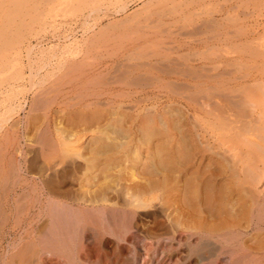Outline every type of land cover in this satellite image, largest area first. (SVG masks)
<instances>
[{"label":"bare ground","instance_id":"1","mask_svg":"<svg viewBox=\"0 0 264 264\" xmlns=\"http://www.w3.org/2000/svg\"><path fill=\"white\" fill-rule=\"evenodd\" d=\"M89 1H90V3L93 2V0H89ZM119 1H121V0H119ZM163 1L164 0H159V2H157L155 5L163 4ZM165 1H168V0H165ZM193 1H195V0H193ZM193 1H190V2L188 1V2L191 3ZM203 1L205 2V0H203ZM209 1L210 0L206 1V3ZM233 1L234 0H232V2ZM260 1H262V0H260ZM152 2L153 1H151V4H152ZM199 2H200V0H199ZM217 2H218V0H217ZM235 2L238 3V0ZM242 2H240V3H242ZM247 2H249V0ZM253 2H255V0ZM253 2H250V3L252 4ZM80 3H82V2L80 1ZM174 3H175V0L174 1L170 0L169 3L165 4V6H172L173 5L172 6L173 8H171L169 10V12L171 14H172V10L174 9V7H175V9H177L176 8L177 6H174ZM186 3H187V1H186ZM193 3H196V2H193ZM221 3H223V2H221ZM227 3H229V2L225 1L224 4H227ZM256 3H255V5H256ZM259 3H261V2H259ZM259 3L257 4L258 6L260 5ZM198 4L199 3H196V4L191 3L190 6L189 5H187V6L192 7L191 5L197 6ZM202 4L204 5V3H202ZM215 4L216 3H214V5ZM244 4L242 7H244ZM246 4L248 5L249 3H246ZM16 5H18V4H16ZM84 5L85 4H83V6ZM203 5H202V7H203ZM206 5H205V7H206ZM217 5H219V4H217ZM165 6H163V7H165ZM195 6H193V7H195ZM261 6H263V4H261ZM1 7L2 6H0V8ZM140 7H141V5H140ZM183 7H184V5H183ZM183 7H182V9H183ZM216 7H218L217 10L219 11L220 10L219 6H216ZM220 7L223 8L222 6H220ZM80 8H83V7H80ZM116 8H119V7L117 6ZM120 8H121V4H120ZM185 8H186V5H185ZM255 8L257 9V7H255ZM175 9L173 10L174 11L173 13H175ZM200 9H201V7H200ZM208 9H209V6H208ZM232 9H234V8L232 7L231 9H229L230 12L232 11ZM245 9H246V7H245ZM77 10H79V9H77ZM121 10H123V8H121ZM121 10H119V11H121ZM191 10L194 11V9H191ZM210 10H211V8H210ZM213 10H215L214 7H213ZM225 10L227 11V9H225ZM159 11L164 12V13H162L163 16L161 13H159ZM193 11H191V12H193ZM209 11H207V13ZM226 11H225V13H226L225 16L228 14V12H226ZM238 11H239V9H238ZM246 11H248V10L246 9ZM211 12H214V11L211 10L210 13ZM234 12H236V11H234ZM250 12H251V17H252V13L254 11L253 12L250 11ZM167 13H168V11H167ZM195 13H197V11H195ZM249 13H248V15H249ZM123 14H124V12H123ZM134 14H135V12H134ZM134 14L131 13V15H133L135 17L137 14L136 15H134ZM149 14H151V13H149ZM153 14L154 15L155 14H159V15L161 14V17H162L161 19L163 20L164 14H166V12L164 9L161 8V9H157L156 11H154V13L152 12V15ZM180 14H182V10H181ZM180 14H178L177 16L180 17L179 16ZM205 14H206V12H205ZM212 14H211V16H212ZM223 14L224 13H222V16H223ZM246 14H244V15H246ZM183 15H184V13L182 14L181 17H183ZM219 15H221L220 11H219L218 16ZM235 15L238 16V14H235ZM235 15H232V16L234 17ZM146 16H147V14H146ZM166 16H168V15H166ZM190 16H192V15H190ZM203 16H204V14H203ZM230 16H231V14H230ZM232 16L230 18H232ZM240 16H242V15H240ZM137 17H139V16H137ZM142 17H140L139 19H141ZM159 17H158V19H160ZM196 17H197V15H196ZM210 17H208V18H210ZM246 17H248V16H246ZM246 17H245V19L242 17H240V18L245 21L247 19ZM261 17H263V15ZM172 18H173V15H172ZM172 18L170 21H172ZM237 18L238 17H234V21L235 20L238 21ZM10 19H13V18H10ZM41 19H42V17H41ZM84 19H85V16H84ZM161 19H160V21H162ZM223 19L227 20L225 24H228V22H229L228 19H225V17ZM79 20H81V19H79ZM145 20L148 21L147 17ZM145 20H143V21H145ZM155 20H157V19H155ZM155 20H154V22H155ZM179 20H182V19H179ZM211 20H212V18H211ZM42 21H43V19H42ZM77 21H78V19H77ZM149 21L147 22L148 24L154 25V24H152L153 21H151V22H149ZM195 21H197V19ZM216 21H218V19H216ZM230 21H231V19H230ZM232 21H233V18H232ZM82 22H84V24H86L85 23L86 21H82ZM162 22H160V23H162ZM206 22L211 23V22H213V20L212 21L208 20ZM206 22H205V24L207 25L208 23H206ZM219 22L220 21H218V23ZM32 23H34V21ZM127 23H129V22H127ZM191 23H192V21H191ZM191 23H190V25H191ZM243 23L244 22L242 21V25H241L242 27H243ZM177 24H179V23H177ZM214 24L212 26L207 25V26H209V30H208V28L205 29L207 26L206 25H205L206 27L203 26L204 23H202L201 26L199 25L200 27H198L196 24L198 29L194 24L195 27L193 29H194V31H196L197 33L200 34V29L203 26L205 31L208 30L210 32L211 27L213 29V26H215ZM70 25H72V24L70 23ZM151 25H150V27H151ZM179 25H181V24H179ZM179 25H178V27H180ZM190 25H185V26H190ZM236 25H238V24H236ZM67 26H68V24H67ZM126 26H128V25H126ZM131 26L133 28V25H131ZM169 26H170V24H169ZM174 26H176V25H174ZM229 26L231 27L232 25L230 24ZM178 27H177V29H178ZM181 27H183V26H181ZM223 27H224V25H223ZM60 28H62V26ZM70 28H71V26H70ZM107 28H109V27H107ZM135 28H138V27H135ZM188 28H192V27H187V29ZM245 28H247V27H245ZM72 29L71 30L69 29L70 30L69 32H72ZM160 29H163V28L160 27ZM177 29L176 30L172 29V30H175L172 33L174 34L177 31ZM181 29L182 30L178 29V31H179L178 35H179L180 31L181 32L183 31L184 28H181ZM187 29L186 28L184 29L185 30L184 33H186ZM240 29L242 30L243 28L240 27ZM240 29L237 32L240 33L241 36L245 35L244 38L246 39V34H244V33H246V31L244 30L245 32L244 31L241 32ZM163 30L166 31L165 29H163ZM172 30H170V32ZM197 30H199V31H197ZM62 31H65V30H62ZM85 31H87V30H85ZM112 31H113V29H112ZM115 31H117V30H115ZM144 31L145 30L143 28V33L146 34L147 30L145 32ZM188 31H191V30L189 29ZM194 31L192 30L191 34L189 32L188 33L190 35H192V33H193V35L195 37H197V36H202L203 35L202 33L204 32L203 31L200 35H198ZM18 32H19V30H18ZM141 32H142V30H141ZM151 32H153V31H151ZM216 32H218V30ZM229 32H227L226 34L227 35L230 34ZM237 32L234 34L235 35L238 34ZM83 33H86V32L83 31ZM87 33H88V31H87ZM112 33H111V36L113 35ZM147 33H148V31H147ZM172 33H170L169 35H172ZM188 33H187V35H189ZM211 33L213 34V33H215V31H213ZM211 33L208 34L209 38H210V42H211L212 38L216 37V36L210 37ZM70 34H73V33H70ZM196 34H197V36H196ZM234 34H232V36H233L232 39L235 38ZM152 35H153V37L151 35L150 36L152 38H155V39L159 36L158 34H152ZM183 35H185V34H182L181 37H184ZM187 35H185V37ZM190 35H189V37L187 36L189 39H190ZM240 35H237V36H240ZM263 35H264V33H263ZM17 36H18V34H17ZM139 36L141 37L142 34H140ZM252 36H253V34L251 35V37ZM54 37H55V35H54ZM56 37H58V36H56ZM85 37H84V39H85ZM88 37H90V36L88 35ZM88 37H86V39ZM93 37H95V36H93ZM103 37L104 36H102V38H100V39H103ZM125 37L127 38V36H125ZM146 37H148V36H146ZM161 37H163V36H161ZM168 37L171 38L170 36H168ZM178 37H176V38H178ZM218 37H219V35H218ZM220 37L222 39V36H220ZM225 37H227V36H225ZM228 37H230V35ZM228 37H227V39H229ZM251 37H250V40H251ZM258 37H262V35L261 36L259 35ZM61 38H62V40H65V41H71L72 40V39H70L69 35H66L64 33L62 34ZM164 38H167V36H165ZM209 38L206 39V37H205V39L207 41L209 40ZM52 39H53V37H52ZM97 39H99V38H97ZM100 39H99V41H100ZM238 39H240V37ZM95 40L96 39H94L92 41L95 42ZM132 40L136 41L135 44L132 45L136 49V52L134 54H131L128 57H124L122 60H120V59L113 60L112 59L113 60L112 65H110L109 67L103 68L104 70L101 69V71H99L98 69H97L98 71L93 69V70H91L90 75H89V73H83V70H85V68L87 66H93V64H88L89 57L84 56V57H81L80 59L76 58L78 60H76V61L73 60V62L70 61V63L68 62L69 57H66V59H64V60L62 59V61L61 60L57 61L58 59L56 60V58H58V56L60 55L59 54L60 51H55L54 50L55 48L53 49V47L51 48V50L53 49L52 51H49L47 49V52H50V55H49V53H47L48 56H45V55L44 56L42 55L40 57L37 56L38 58L35 61H33L34 58L28 60L29 61L28 64L30 63L29 64L30 68H28V69H30L31 75L30 76L27 75V77H30V80L29 81L27 79L26 80L31 83L29 88L36 87L37 84L41 85L40 86L41 88L39 87L40 90L38 92L34 93L30 107L28 108L29 112H28V115L26 117V121H25V125H24L25 133L22 136V138H23V140H25V142H29V143L31 142L29 145L31 147V149L28 152H24V150L19 149V150H17L16 154H13L8 159H5V157H4L5 153L3 154V157L5 160L0 159V160H3L1 162L3 164V166H2V164H0L1 165L0 166L1 167L0 168V186L3 188L5 185L7 186L6 181H8V178H9V181H10V179H12L11 183H14L13 179L17 178L15 183L13 185H11V187L13 186L12 187L13 190L18 188L21 184V181H22L20 179H21L24 167L26 168L24 170H26L28 172L37 171L38 173H40L41 177L44 180L41 182L40 186H38L37 185L38 183H37L32 188H29L28 197L31 196L32 194L36 193V192H40V195L44 197V202H42V209L40 210L39 213H40V216L42 215V218H45V222L43 221L44 223L42 225V229L39 230L40 232H39L38 236L37 237L34 236L35 238H32L33 240L31 239L29 241V243L24 244V246L20 245L21 246L20 247L17 244V246H19V248L17 249L15 254L9 258L10 261L8 260V263H6L2 260L3 264H35L36 261H38L37 264H44V262H46V259L43 262L44 259L43 258H42L43 260L41 259L42 255H44L45 258L47 256L53 257L52 259L55 258L57 260V264H88L85 261L86 258L88 259V257H86L87 256V253H86L87 249L86 248L91 244H93L94 246H96L99 249L101 247H106V246L108 247V245L111 244L113 247V255L119 260L120 264H135L136 261H138V259H140L141 256H143L142 255V253H143L142 249H143L144 245H142V244H143L145 239H148V240L152 239L154 241L153 242L154 247L150 246L152 248L147 250V252H148L147 254L150 256V258L154 259V262L157 264L158 263L164 264L162 259L165 257L170 259L171 254L173 252H175V249H178L177 250L178 255L176 256L178 258V260H176L177 264H185L186 262H189L188 264H192V263L193 264H220V263H224V264H249L248 257L246 255H237L236 254L237 251H235L236 249H234L235 246L232 245V241L234 239H236L238 236H240L241 234L234 233L233 231L231 232V230H229V229H232L235 227H240L243 224V222L250 221L251 223H253L255 230H259V232H261L260 231L261 230L260 223L262 224V221L264 219V198L261 197L260 196L261 194L259 195L258 191H255V189L253 191L255 193L257 192L258 193V194L256 193L257 195L255 193H252L253 191H250L251 188H249V187H252L251 185H254V187H256L255 185L259 186L260 177L255 175L257 173H255L253 175L254 177L250 176V174H252L254 172L253 171L254 168H252L253 172H251V169L248 170L249 167L248 168H246V167L242 168V166H241L239 168L238 166H236L237 165V164H235L236 161H235V163L233 162L234 157L229 158L230 155L229 156L226 155L228 153L227 149L231 150V147L229 148V146H228V148L226 149V147H224L222 145V143H224L222 140L221 141L219 140L220 143L222 142L220 146L222 148L224 147L222 149V151L224 149L226 151L224 150L223 153L222 152H214L215 149L219 150V148H220V146L217 145L219 143V141H216V138H215L214 140L217 143L214 142V144H216V146L213 147L214 145H212L210 143L211 141L208 142V140L205 139L207 137L206 135H204V132H206L205 131L206 126H205V124H202V121L199 117V113H201V112H204L205 116H206V114L208 116H212L213 111L214 112L217 111L215 116H217V113H218V115L219 114H222V115L226 114L229 117L230 114L228 111L230 108L233 107V106H231L232 103L229 104L227 102L231 106L230 108L223 107V103L221 102L222 100L221 101L219 100L220 101L219 104H222V106L220 105L221 107H218V108H217V106H215V104L219 102V101L218 102L214 101L215 98L217 99V97H216L217 92L221 93L223 95L222 98H224L226 93L224 91H222L223 88L221 89L222 92H220L217 90L216 85L214 86L212 84V86H210V83L208 81H211V78H209V77L213 76V73L211 74V72L214 71L213 69H211V66L209 67L210 71L211 70H213V71L208 72V70L207 69L205 70V67H203V65H202V67L204 68L203 69L201 67L202 74H203V70H205L204 72H206V74L210 73V76L204 79L205 75H204V77H202L201 74H199L200 76L198 75V72H199L198 69H200V67H198L196 69V66L191 64L192 61L196 62L197 58L195 60V59H192L190 56L185 57V55H184L185 53L183 54L184 55L183 57L181 55H180V57H177V55L176 56L172 55L173 52H175V51H173V50H175V48L174 49L172 48L173 49L172 50L171 47L169 49L171 51H173L172 54L170 53L172 55V57L174 56L173 58L169 57V54L168 55L164 54L163 57L162 56L161 57H155L156 54L154 53V51L148 52L145 50L146 52L145 51L143 52V50L146 49L145 47H143L144 44L146 42L148 43V41H152L154 39H152V40L150 39L147 41L146 38L141 37V38L132 39ZM173 40H175V39H173ZM192 40L190 39L189 42ZM254 40H256V44H257V41L259 39L258 40L254 39ZM254 40L252 42H254ZM263 40H264V38H263ZM133 41L130 42V40H129L130 43H132ZM165 41H168V40H165ZM184 41L186 42V40H183V42ZM213 41H215V40H213ZM221 41H223V40H220V42L219 41L218 42L221 43ZM71 42H73V41H71ZM126 42H124V44H126ZM173 42H175V41H173ZM176 42H178L177 39H176ZM218 42L216 41V44H218ZM230 42H235V41L231 40ZM240 42H241V40H240ZM58 43L59 42L57 41V45H58ZM61 43H63V42H61ZM84 43L86 44L85 41H84ZM112 43H114V42H112ZM112 43L109 42V44H112ZM162 43H165V42H162ZM171 43H172V40H171ZM212 43H214V42H212ZM226 43H222V44H226ZM261 43H260V45H262ZM107 44H108V42H107ZM117 44H118V42H117ZM122 44H123V41H122ZM155 44H159V43H155ZM166 44H168V43L166 42ZM207 44H208V42H207ZM242 44H244V41ZM250 44H253V43L250 42ZM70 45H72V43L67 44L66 46L64 45L65 50ZM209 45H208V47H209ZM218 45L221 46L220 44H218ZM218 45H216V46H218ZM238 45H239V43H238ZM246 45L249 46L248 43ZM53 46H55V45H53ZM61 46H62V44H61ZM76 46H77V44H76ZM88 46L89 45H87V47ZM90 46H92V44H90ZM93 46H94V44H93ZM105 46H103V47H105ZM110 46L111 45H109L108 48L111 49ZM182 46L184 47L185 45L182 44ZM199 46H201V45H199ZM204 46H205V44H204ZM216 46H215V49H216ZM224 46H227V45H224ZM248 46H245V47L248 48ZM251 46L252 45H250L249 47H251ZM259 46H257L256 48H259ZM103 47H102V50H103ZM187 47H189V46H187ZM232 47L233 46L230 47L231 49L229 51L234 52L235 47L233 50H232ZM238 47L240 48V46H238ZM32 48H34V46H32ZM32 48L31 49L27 48V49H29V50H27L28 54H31L30 52L33 51ZM35 48H34V50H35ZM40 48L41 47L39 46L38 49H40ZM91 48H89V50ZM108 48H104V52ZM131 48L129 51H131ZM177 48L179 51L180 45ZM184 48H186V47H184ZM41 49L43 50V48H41ZM72 49L71 50L68 49L69 51H67V52L65 50H63V51H65L64 54H67V56L74 55L76 52H73L75 50H72ZM123 49L124 48H122V50ZM148 49H150V48H148ZM160 49H162V48H160ZM180 49L182 50V48H180ZM196 49H195V51H196ZM236 49H237L236 51H238V48H236ZM250 49H252V48H250ZM42 50H40V51H42ZM89 50H87V51H89ZM122 50H120V51H122ZM205 50H208V49H205ZM218 50H221V49H218ZM240 50H244V49L240 48ZM45 51H46V49H45ZM91 51H93V50H91ZM156 51L158 52L159 50H156ZM166 51H168V48L166 49ZM183 51H181V52H183ZM236 51H235V53H238V54H240L242 52V51L241 52L240 51L236 52ZM246 51L251 52V50H249V49L248 50L246 49ZM246 51L243 52L245 54V56L247 55ZM84 52L85 51L83 50L82 53H84ZM221 52H223L225 54L226 51H221ZM253 52L255 53L254 55L256 56L263 51H261V48H260V50L257 49V53H256V51H252V53ZM36 53L38 55V52H36ZM42 53L43 52H41L40 54H42ZM61 53H62V51H61ZM85 53H87V52H85ZM193 53H191V54L193 55ZM243 53H241L240 55H242ZM252 53H251V55H253ZM6 54H8V53H6ZM91 54H93V53H91ZM195 54H196V52H195ZM227 54H225L224 57ZM189 55H190V53H189ZM217 55H219V54L217 53ZM220 55H223V54L221 53ZM260 55H258V56H260ZM96 56H97V54H96ZM199 56H200V52H199ZM219 56H218V58L215 57L216 63H218L217 59H219ZM236 56H237V54H236ZM5 57L6 56H4V58ZM110 57H111V55H110ZM4 58L2 57V59H4ZM115 58H117V57H115ZM204 58H202V59H204ZM220 58H222V56H220ZM98 59H99V56H98ZM107 59H109V58L107 57ZM213 59H214V57H213ZM54 60L56 61V66L54 65L55 64ZM112 60H111V62H112ZM6 62H9L8 58H7ZM17 63H18V61H17ZM93 63L96 64L95 62H93ZM97 63H99V62H97ZM202 63H204V62H202ZM210 63L208 62V64H210ZM213 63H214V61H213ZM235 63H237V62H234V65H237V67H238V64H235ZM3 64L5 65V62ZM8 64H6V66L3 65L4 66L3 68H5V69L11 68V67H9V66H11V63H10V65H8ZM15 64L13 63V65H15ZM33 64H36L35 65L36 67L38 65V67L40 68V71H41V69H44V68H45L44 70H46V67H48V66L53 67V65L55 66V69H53V71L51 70L50 73H47V74L45 73L46 74L45 77H43L40 74L43 77V79H40V78H39L40 80L36 79V80H38V82H37L35 80V78L38 75L37 71L39 69L37 67L38 70H36V67L34 68ZM109 64H111V63H109ZM222 64L219 63V65H222ZM224 64L226 65L227 63H225V61H224ZM232 65H233V63H232ZM227 66H228V64H227ZM230 66L231 65L229 63V67ZM93 67L96 68L95 66H93ZM98 67L101 68L100 66H98ZM214 67H216V66H214ZM234 67L237 68L236 66H234ZM252 67L254 68V66H252ZM231 68H232V66H231ZM248 68H250V67H248ZM48 70H46V71L48 72ZM196 70H198V72H196ZM216 70H215V72H216ZM242 70L243 69H241V71ZM2 71L4 72V69ZM32 71H35V73H32ZM239 71H240V69H239ZM3 72L0 74L3 75ZM43 72H45V71H43ZM85 72H87V71H85ZM215 72H214V76H215ZM224 72L226 73V71H224ZM230 72H231V70L228 71L227 73L230 74ZM237 72H238V69L235 73L232 70V73H234V74H237ZM17 74H16V76H18ZM78 74L80 77H82V79L84 77L83 80L81 79L82 80V82H81L82 86L77 87L78 90H72V91L69 90V92L62 94V91L60 89L64 84H68V78H72L74 83L75 82L80 83V81H76V75H78ZM85 74H88V75H85ZM222 74H223V71H222ZM222 74H219V76L221 75L220 77H222L224 79V75L222 76ZM4 75H6V74L4 73ZM207 75H209V74H207ZM216 75L218 77V74H216ZM19 76L21 77V75H19ZM214 76L212 78L214 79V82H215ZM244 76L246 77V75H244ZM0 77H2V76H0ZM217 77H216V80L218 79ZM225 77H227V76H225ZM233 77H234V75H233ZM230 78H231V76H230ZM7 79H5V81ZM19 79H21V78H19ZM223 79H222V81H223ZM243 79H245V78H243ZM13 80H16V78ZM231 80L229 79L230 82H231ZM233 80H235V79L233 78ZM254 80H252V81L256 83L257 79L255 81ZM1 81L2 80H0V82ZM22 81H23V79H22ZM224 82H227V80H225ZM6 83L9 84V82H5V84ZM11 83H10V86L13 85V83L12 84ZM74 83H73V85L76 86ZM81 83H80V85H81ZM225 84H223L222 86L221 85L220 86L217 85V86L220 88V87H223ZM259 84L260 83L258 81L257 84L253 83L252 86L255 87L257 85L255 88H258ZM15 85H16V83H15ZM252 86L250 85V87H249L250 89L248 91V85H247V87L246 86L244 87V85H243V87H244L243 91L245 89V91H247L249 96L252 97L253 99H250V98H248L249 97L248 95H245V93H247V92H241V93H243V96L245 95L244 96L245 98L242 96L243 99L241 98L240 94H239L240 96L237 95V98L235 96V98L237 100H238V97L240 99L239 101L242 100L241 101L242 103H240V102L236 103L235 102V105L237 104V106H238V105L242 104L239 107V109L240 110L243 109L244 112H247L248 106L251 104H252L253 108H254V106L256 108V104H253L254 101L251 102L252 100H255V102L257 104H260L263 102V101L260 103L257 102V99H258V101H260L259 97H260V95H262V94H260L262 92V90L264 92V89H262L264 87H261L263 85L260 84V87H261L260 90H259V88H258V90L253 89L254 87H252ZM2 87H3V85H2ZM12 87H13V89L11 91H12V93H14L13 91H15V89H14L15 87L14 86H12ZM104 87H105V89H104ZM239 87L240 86H238L237 88H239ZM16 89H17V85H16ZM225 89H227V88H225ZM252 89L254 90L256 95H258V92L261 91L259 93L260 95H258L259 97L253 96V95L251 96L252 93L254 94ZM7 90L10 91L9 88ZM7 90H5L4 93ZM25 90H27V89H25ZM239 90L242 91L241 89H239ZM9 91H8V93H9ZM225 91H227V90H225ZM229 91L230 90H228L227 92H229ZM232 91H234V92H230V93H228V95L235 93V92L238 94V92L236 90L232 89ZM250 91H251V94L249 93ZM28 92L29 91H27V93ZM4 93H2V95H4ZM8 93H5V94H7V96H8ZM214 93H216V94H214ZM236 93L234 95H236ZM22 94H21V96H22ZM234 95H231V96L234 98ZM220 96L221 95L218 96L219 99H220ZM226 96H227V94H226ZM8 97L11 98L10 96H8ZM14 97L15 96H13V98ZM61 97L64 98V100H61L59 102V104L62 101L66 100L64 102L65 108L63 110L65 112L64 113L62 112L60 117H54L53 115L52 116L48 115L47 109L50 106H52L56 102V100H59L58 98H61ZM230 97H228L229 99L225 97V100L227 99L226 101H231L232 98H230ZM23 98H25V97H23ZM12 99H10V100H12ZM15 99H16V97L14 98V100ZM236 99L232 101L233 104H234V101H236ZM245 99H247V100L245 101ZM2 100H0L1 101L0 102V124L2 122L5 123V121H6L5 115L9 114V112H11L10 108H8V109L6 108L7 111L5 110V112H2L1 109L4 108L5 103H6V102L4 103V101H6V100H4V101H2ZM210 100H213L215 102L214 106H212L213 101H212V103H210L211 105H208ZM20 102H19V104H20ZM244 102L248 103L247 107H245L247 103H244ZM249 102H251V103H249ZM243 103H244V105H243ZM11 105H12V107H14L13 104H11ZM11 105H9V106L11 107ZM64 105L62 106V108L64 107ZM224 105H225V102H224ZM19 106H17V107H19ZM27 106H29V105H27ZM205 106H207L210 111H207ZM235 107H233V108L235 109ZM249 108H251V106ZM258 108H259V105H258ZM18 109H16V110H18ZM21 109H23V108H21ZM50 110H51V108H50ZM231 110H233V109H231ZM236 110H238V107ZM19 111H21V110H19ZM59 111L60 110H58V112ZM242 111H241L242 115L238 111L237 112H235V111L231 112L230 111V112L233 114L239 113L237 115L231 114V115H233V117L236 116V118L239 119L237 116H239V115L244 116ZM56 112H57V109H56ZM189 113H191L192 116ZM262 115H264V114H262ZM213 116H214V114H213ZM245 116H244V118L241 117L244 120V122H245V120H247L246 117L250 116V114L246 117ZM9 117H11V115ZM52 117H54L55 120L52 119ZM213 118H215V117H213ZM233 119H235V117ZM260 119H262V118H260ZM222 120L226 121L225 119H222ZM235 120H233V121H235ZM243 120L239 119L238 122L235 121V123L240 124L237 126L239 129L237 127L236 128L234 127V122H232V120H229L226 122L227 123H229V122L233 123V125L231 123L229 125L230 126L232 125L233 129H237V131L239 130L240 132L249 129V131H246V134H248L247 132H250V128L252 127V125H251V127H248L249 126L248 123H245L246 126L244 127L243 125H241L243 123ZM10 121H11V119H10ZM206 121L209 122L208 119ZM21 123H22V121H21ZM216 123L219 124L218 126H221V124H222V123L221 124L218 123V120L216 121ZM227 123H225V125H227ZM252 123H255V122H252ZM260 123H262V122H260ZM209 124H210V122H209ZM211 124L209 126L212 127ZM1 126H0V128H1ZM240 126H243L244 129L247 127L248 128L245 130L242 129V131H241ZM213 127H215V126H213ZM255 127L257 128V126H255ZM255 127L253 125V128H255ZM2 128H3V126H2ZM222 128H224V126ZM229 129H231V128H229ZM262 129H264V128H262ZM15 130H17V129H15ZM222 130H224V131L226 130V132H227L226 127ZM232 131L234 132V130H232ZM15 132L13 131L12 133H15ZM240 132L238 134H240ZM252 132L254 134H256L254 131H252ZM253 133H250V134L252 135ZM259 133H261V131ZM234 134H235V136H234ZM211 135H214V134H211ZM225 135H226V133H225ZM243 135H241V136L245 137ZM12 136H14V135H12ZM224 136H223V140H225V138L227 139V137L226 136L224 137ZM228 136L229 137L226 141L229 142L227 145H230L233 142V141H230L232 139L230 137H232V136H231V134H229ZM241 136H239V138ZM248 136H250V135H248ZM259 136L257 137L258 139H254V140L258 141L260 138ZM233 137L235 139L238 138V136L235 132L233 133ZM262 138H260V140ZM239 141H240V145H242V146L244 145L242 148H244L245 150L248 151V149L245 148V146L247 144L245 145V143L244 144L242 143V142H245L244 138H243V140L240 138ZM239 141L236 140V148L238 147L237 143ZM4 143H6V140ZM13 143L16 144L14 142V140H13ZM29 143H26V145H28ZM253 143H255V142H252L251 145H253ZM261 143H264V141ZM6 144L8 145V143H6ZM2 145H4V144L2 143ZM7 145L4 147L8 148ZM17 145H18V143H17ZM251 145L249 142V145H247V146H249L251 148ZM0 146H1V144H0ZM234 146H235V144L232 145V147L235 150L236 148ZM255 146L256 145H254L252 147L253 148L252 150H254V151L251 150V152L249 151L247 153L248 156H251V155H249V153L255 152L257 149H259V150L256 152H258L259 156H261L260 151L263 152V149L262 148L260 149L257 146H256V148H257L256 149ZM4 147H2V148H4ZM242 148H240V149H242ZM14 149H16V148H14ZM9 150L7 151L8 153L6 152L8 156H9ZM236 153L237 152H235L234 154H236ZM242 153H243V151H242ZM242 153H241V155H239V153H238V155H236L237 159H236V157L234 159L238 160V157L239 158L241 157L240 159L242 160L245 157V155H243V157H242ZM10 154H11V152H10ZM244 154H245V151H244ZM261 154H264V153H261ZM27 155H31L29 159L27 158ZM253 155H256V154H252V157H251L252 163L256 167L257 159L254 160ZM231 156H233V155H231ZM261 158H262V163H263L264 158L263 157H261ZM21 159H23V160H21ZM239 160L237 162L240 163L241 161H239ZM253 160L255 162H253ZM249 161L251 162V160H249ZM245 163H248V161ZM258 163H259V160H258ZM241 164H242V162H241ZM248 164H250V163H248ZM253 164L251 166H253ZM57 165L60 166L59 169H55L57 167ZM61 165H62V167H61ZM245 165H247V164H245ZM261 166H262V164H261ZM235 167L236 168L238 167L239 169L236 170ZM246 169L250 172L247 171L248 173H246ZM255 170H258V169L256 168ZM26 171L24 173H26ZM49 171L51 173L48 174ZM258 171L261 173L260 169ZM24 175H26V174H24ZM260 176H262V175L260 174ZM246 185L248 187H246ZM23 187H24V185H23ZM254 187H252V188H254ZM3 188H0V190ZM7 192H9V191L7 190ZM19 194L21 195V193H19ZM29 199H30V197H29ZM11 201L9 204L12 203ZM22 201H24V200H22ZM3 202H5V200ZM16 202H18V201H16ZM16 202H15V204L19 203V202L18 203H16ZM33 206H35V205H33ZM7 207H6V210H7ZM9 207H8V209H9ZM14 207L17 208V210H14V211H16L17 215L19 214L18 217L21 216L22 206L19 207V205H15V206H13V208ZM0 208H1V210H2V208H4V203L0 202ZM23 208L26 209V207H23ZM28 209L29 208H27L26 210H28ZM9 210H11V209H9ZM5 212H3V217L5 215ZM13 214H15V213H13ZM26 214L27 213H25V215ZM15 217L16 216L11 217L10 219H13ZM18 217L16 219H18ZM143 218H150L153 221L152 223L154 225V229H153L154 231H152V233L148 234V236L150 235L151 237H147L144 235L140 236V234L136 230L137 224L140 223V221ZM8 219H9V217H8ZM13 220H15V219H13ZM15 222H17V221L15 220ZM2 223H3V221H2ZM5 223H3V224H5ZM0 224H1V222H0ZM0 227H2V226H0ZM145 229H147V228H145ZM143 230H144V228H143ZM141 232H142V230H141ZM144 232H146V231H144ZM154 233H156V234H154ZM175 234H178V235L179 234H186L184 242H183V240H182V242L181 241L177 242L176 238H175ZM32 236H33V234H32ZM28 237L31 238V236H28ZM173 242L177 243L176 246H173ZM28 245H29V247H27ZM173 247H175V248H173ZM179 247L181 249H179ZM13 250H15V248H13ZM159 257L162 258L161 261L159 260L160 259ZM47 260H48V258H47ZM48 261L51 262V260H48ZM151 264H152V262H151Z\"/></svg>","mask_w":264,"mask_h":264},{"label":"rangeland","instance_id":"2","mask_svg":"<svg viewBox=\"0 0 264 264\" xmlns=\"http://www.w3.org/2000/svg\"><path fill=\"white\" fill-rule=\"evenodd\" d=\"M80 1L82 2V3H80ZM89 0H0V6H2L1 8H0V73H2L3 71V69H4V72H3V75L2 74H0V76H2V77H0V80H2L1 82H0V100H2V101H4V100H6V101H4V103H5V106H4V108H2L1 110H2V112H5V110L7 111V109L8 108H10V110H11V112H9V114H6L5 115V118H6V121H5V123H1L0 124V126L2 125L3 126V128H2V126H1V128H0V144H1V148H0V159H3V160H5V159H8V158H10L13 154H16V152H17V150H19V149H21V150H24V152H28L30 149H31V147L29 146L30 145V143L29 142H25V140H23V138H22V136H23V134L25 133V129H24V125H25V121H26V117H27V115H28V112H29V107H30V104H31V101H32V98H33V96H34V93L35 92H38L39 90H40V86L41 85H38L37 84V86L36 87H31V88H29L30 87V85H31V83L30 82H28L29 80H30V77H27V75L28 76H30L31 75V71H30V69H28V68H30L29 67V64H28V60L29 59H33L34 58V60L33 61H35L38 57H40V56H48V54L47 53H49V55H50V52H47V49L49 50V51H52L54 48V50L55 51H60V55L58 56V58H56V60L57 61H62V59L64 60V59H66V57H69V60H68V62L70 63V61H72L73 62V60L74 61H76V60H78V59H80L81 57H84V56H86V57H89V60H88V64H93V66H95L96 68H94L93 66H87L86 68H85V70H83V73H89V75L91 74V70H96V71H101V69L102 70H104L103 68H105V67H109L110 65H112V63H113V60H115V59H120V60H122L124 57H128L129 55H131V54H134L135 52H136V49L132 46L133 44H135V42L136 41H133L132 39H138V38H146L147 39V41L148 40H152V39H154V40H152V41H148V43L146 42L145 44H144V46L143 47H145L146 49H144L143 50V52L146 50V51H148V52H150V51H154V53L156 54L155 55V57H163V55L165 54V55H168L169 54V57H172V55H177V57H180V55L183 57L184 55H185V57L187 56H190L192 59H195L196 60V58H197V60H196V62L198 63H196L195 61H192V63L191 64H193L194 66H196V69L198 68V67H200V69H198L199 70V72H198V70H196V72H198V75L199 74H201L202 75V77H204V75H205V77H204V79L205 78H207V77H209L210 76V73H207V74H209V75H207L206 74V72H204L206 69L208 70V72H211V71H213V72H211V74L213 73V76H214V72H215V70H216V72H215V76L217 77V75L216 74H218V79L216 80V77L214 76V78H215V82H214V79L212 78V77H209V78H211V81H208L209 83H210V86H212V84L215 86L216 85V88H217V90L218 91H220V92H222V91H224L226 94H227V96L228 97H230L231 95H234L235 93H232V94H229L228 95V93H230V92H234V91H232V89H234V90H236L237 92H238V94L236 93V95H234V98L231 96L230 98H232L231 99V101H226L225 100V97L226 98H228L227 96H226V94H225V96H224V98H222L223 97V95L221 94V93H218L217 92V95H216V97H217V101L214 99V101L215 102H218L219 100L223 103V107H228V108H230L231 106H233V107H235V109L232 107V108H230L229 109V114L231 115V114H233V113H231V112H233V111H235V112H240L241 113V111L243 110V109H239V107L242 105V104H240V105H238L237 106V104L235 105V102L237 103V102H240V103H242L241 101H239L240 99H239V97H238V100L236 99L237 98V95L238 96H240L241 95V98H242V96H243V93H241V92H247V91H245V89H244V91H243V88L246 86L247 87V85H248V91H249V87H250V85L252 86L253 85V83L254 84H257V82L259 81V83L261 84V85H263V86H261V87H264V40H263V33H264V0H262V1H260V0H255V2H253L254 0H249V2H247L248 0H238V3L237 2H235V1H237V0H234L233 2H232V0H225L226 2H229V3H227V4H224L225 3V1L224 0H218V2H217V0H210L209 2H207L206 3V1H208V0H205V2L203 1V0H200V2H199V0H195V1H193V0H175V3H174V6H177L176 8L177 9H175V7H174V9H175V13H173L174 11V9L172 10V14L169 12V10L171 9V8H173L172 6H165V4L166 3H169L170 2V0H168V1H163V4H159V5H155L157 2H159V0H121V1H119V0H93V2L92 3H90V1L88 2ZM147 1V2H146ZM151 1H153L152 2V4H151ZM171 1H174V0H171ZM185 1V2H184ZM186 1H187V3H186ZM190 1H193V2H196V3H199L197 6H195V5H191L192 7H188L187 5H189L190 6V4L192 3V4H196V3H193V2H191V3H189ZM198 1V2H197ZM223 2V3H221V2ZM245 3H243V2ZM11 2V3H10ZM79 2V3H78ZM216 3L215 5H214V3ZM220 2V3H219ZM235 2V3H234ZM240 2H242L243 4H244V7H242L243 6V4L242 3H240ZM250 2H253L252 4L250 3ZM257 2V3H256ZM259 2H261V3H259ZM89 3V4H88ZM126 3V4H125ZM179 3V4H178ZM183 3V4H182ZM202 3H204V5L202 4ZM209 3V4H208ZM211 3V4H210ZM246 3H249L248 5L246 4ZM255 3H256V5H255ZM260 4L259 6L257 5V4ZM2 4V5H1ZM16 4H18V5H16ZM25 4V5H24ZM83 4H85L84 6H83ZM120 4H121V8H123V10H121V8H120ZM178 4V5H177ZM207 4V5H206ZM213 4V5H212ZM217 4H219V5H217ZM232 4V5H231ZM242 4V5H241ZM261 4H263V6H261ZM4 5V6H3ZM140 5H141V7H140ZM183 5H184V7H183ZM185 5H186V8H185ZM202 5H203V7H202ZM205 5H206V7H205ZM247 5V6H246ZM83 7V8H80V7ZM119 7V8H116V7ZM163 6H165V7H163ZM183 7V9H182V7ZM193 6H195V7H193ZM208 6H209V9H208ZM211 6V7H210ZM214 7V9L215 10H213V7ZM216 6H219V8H220V13H221V15H219L218 16V14H219V11L217 10V8L218 7H216ZM220 6H222L223 8H221ZM230 6V7H229ZM240 8H239V7ZM7 7V8H6ZM126 9H125V8ZM179 7V8H178ZM181 7V8H180ZM198 7V8H197ZM200 7H201V9H200ZM216 7V8H215ZM234 8V9H232V11L230 12V10L229 9H231V8ZM236 7V8H235ZM245 7H246V9L248 10V11H246V9H245ZM248 7V8H247ZM252 7V8H251ZM254 7V8H253ZM255 7H257V9L255 8ZM261 7V8H260ZM263 7V8H262ZM164 9L165 10V12H166V14H164V17L166 16V15H168V16H166L165 18L163 17V20L161 19L162 17H161V14L162 13H164L163 11L162 12H160L159 11V13H161L160 15L159 14H153L152 15V12L154 13V11H156L157 9ZM189 8V9H188ZM207 8V9H206ZM210 8H211V10L212 11H214V12H211L210 13ZM239 9V11H238V9ZM77 9H79V10H77ZM182 10V14L184 13V15H183V17H181L182 16V14H180L181 13V10ZM191 9H194V11L193 10H191ZM196 9V10H195ZM206 9V10H205ZM225 9H227V11L225 10ZM237 9V10H236ZM244 9V10H243ZM260 9V10H259ZM119 10H121V11H119ZM125 10V11H124ZM187 10V11H186ZM189 10V11H188ZM200 10V11H199ZM202 10V11H201ZM210 10V11H209ZM222 10V11H221ZM5 11V12H4ZM94 11V12H93ZM124 12V14H123V12ZM137 11V12H136ZM140 11V12H139ZM167 11H168V13H167ZM187 13H186V12ZM191 11H193V12H191ZM195 11H197V13H195ZM206 12V14H205V12ZM207 11H209L208 13H207ZM225 11L226 12H228V14L225 16ZM234 11H236V12H234ZM239 13H238V12ZM250 11H254L253 13H252V17H251V12ZM46 12V13H45ZM93 12V13H92ZM116 14H115V13ZM134 12H135V14H134ZM139 12V13H138ZM202 12V13H201ZM244 12V13H243ZM250 12V13H249ZM4 13V14H3ZM90 13V14H89ZM114 13V14H113ZM128 13V14H127ZM131 13L132 14H134V15H136L135 17L133 16V15H131ZM149 13H151V14H149ZM180 14L179 16L180 17H178L177 15L178 14ZM213 13V14H212ZM222 13H224L223 14V16H222ZM238 14V16L237 15H235V14ZM247 13V14H246ZM248 13H249V15H248ZM260 13V14H259ZM120 14V15H119ZM146 14H147V16H146ZM149 14V15H148ZM170 14V15H169ZM187 14V15H186ZM203 14H204V16H203ZM211 14H212V16H211ZM230 14H231V16L232 15H235L234 17H238L237 19H238V21L237 20H235L234 21V17L232 16V18H233V21H232V18H230L231 16H230ZM244 14H246V15H244ZM88 15V16H87ZM163 21H160V19H158V17ZM172 15H173V18H172ZM176 15V16H175ZM190 15H192V16H190ZM196 15H197V17H196ZM215 15V16H214ZM240 15H242V16H240ZM263 15V17H261ZM84 16H85V19H84ZM129 16V17H128ZM132 16V17H131ZM137 16H139V17H137ZM143 16V17H142ZM147 17V20L149 21V22H151V21H153L152 22V24H154V25H151V24H148L147 22L148 21H146L145 19H146V17ZM162 16H163V14H162ZM170 16V17H169ZM211 16V17H210ZM228 16V17H227ZM246 16H248V17H246ZM41 17H42V19H43V21H42V19H41ZM95 17V18H94ZM131 17V18H130ZM134 17V18H133ZM140 17H142L141 19H139ZM176 17V18H175ZM189 17V18H188ZM208 17H210V18H208ZM221 17V18H220ZM225 17V19H228V24H225L226 23V21L227 20H224L223 18ZM240 17H242V18H244L245 19V17L248 19H246L245 21L243 20V19H241ZM10 18H13V19H10ZM120 18V19H119ZM128 18V19H127ZM130 18V19H129ZM157 19V20H155V19ZM168 18V19H167ZM171 18H172V21H170L171 20ZM178 18V19H177ZM211 18H212V20H213V22L215 23H213V22H211V23H209V22H206V21H212L211 20ZM215 20H214V19ZM77 19H78V21H77ZM79 19H81V20H79ZM84 19V20H83ZM89 21H88V20ZM133 19V20H132ZM136 19V20H135ZM152 19V20H151ZM155 20V22H154V20ZM175 19V20H174ZM179 19H182V20H179ZM184 19V20H183ZM194 19V20H193ZM197 19V21H195ZM216 19H218V21H220L219 23H218V21H216ZM230 19H231V21H230ZM13 20V21H12ZM120 20V21H119ZM131 20V21H130ZM135 20V21H134ZM143 20H145V21H143ZM167 20V21H166ZM179 20V21H178ZM203 20V21H202ZM34 21V23H32ZM40 21V22H39ZM42 21V22H41ZM52 21V22H51ZM82 21H86L85 23L86 24H84V22H82ZM119 21V22H118ZM138 21V22H137ZM143 21V22H142ZM191 21H192V23H191ZM194 21V22H193ZM204 23V25L203 26H205L206 24H205V22L206 23H208L207 25H210V26H212L213 24L215 25V26H213V29H212V27H211V29L213 30V31H215V33H211V32H213L211 29H210V32L208 31L209 30V26H205L206 28L205 29H207L208 28V30L207 31H205V29L203 28V26L201 27V29H200V34L202 33L203 35L202 36H197V34L198 35H200L199 33H197L196 31H194V27L196 26V24H197V26L198 27H200L201 25H202V23ZM240 21V22H239ZM242 21L244 22L243 23V27L241 26L242 25ZM20 22V23H19ZM126 22V23H125ZM127 22H129V23H127ZM136 22V23H135ZM160 22H162V23H160ZM184 22V23H183ZM188 22V23H187ZM197 22V23H196ZM200 22V23H199ZM235 24H234V23ZM45 23V24H44ZM55 23V24H54ZM70 23L72 24V25H70ZM88 23V24H87ZM140 23V24H139ZM177 23H179V24H181V25H179V24H177ZM187 23V24H186ZM190 23H191V25H190ZM213 23V24H212ZM232 25L231 27L229 26L230 24ZM241 23V24H240ZM26 24V25H25ZM63 24V25H62ZM67 24H68V26H67ZM83 24V25H82ZM145 24V25H144ZM160 24V25H159ZM164 24V25H163ZM169 24H170V26L172 27H170L169 26ZM194 24H195V26H194ZM236 24H238V25H236ZM240 24V25H239ZM37 25V26H36ZM90 27H89V26ZM107 25V26H106ZM125 25V26H124ZM126 25H128V26H126ZM131 25H133V28H132V26ZM150 25H151V27H150ZM159 25V26H158ZM168 25V26H167ZM174 25H176L177 27H178V25L181 27V26H183V27H181V28H186L187 29V27H192V28H188L187 29V31H186V33H184V29H183V31L181 32L180 31V33H179V35H178V29L179 30H182L180 27H178V29H177V27L176 26H174ZM185 25H190V26H185ZM200 25V26H199ZM223 25H224V27H223ZM227 25V26H226ZM257 25V26H256ZM20 26V27H19ZM53 26V27H52ZM55 26V27H54ZM59 26V27H58ZM62 26V28H60ZM65 26V27H64ZM70 26H71V28H70ZM88 26V27H87ZM167 28H166V27ZM196 26V27H197ZM217 26V27H216ZM220 26V27H219ZM241 28H243L242 30L240 29V27ZM11 27V28H10ZM18 27V28H17ZM85 27V28H84ZM107 27H109V28H107ZM135 27H138V28H135ZM141 29H140V28ZM160 27L161 28H163V29H165L166 31H164L163 29H160ZM198 27H197V29H198ZM215 27V28H214ZM245 27H247V28H245ZM250 27V28H249ZM257 27V28H256ZM259 27V28H258ZM22 30H21V29ZM54 28V29H53ZM56 28V29H55ZM59 28V29H58ZM71 30L72 28V32H69L70 30ZM113 29V31H112V29ZM126 28V29H125ZM135 28V29H134ZM143 28H144V30L146 31H148V33H147V31H146V34L145 33H143ZM224 28V29H223ZM254 28V29H253ZM9 29V30H8ZM105 29V30H104ZM151 29V30H150ZM160 29V30H159ZM172 29H177V31L173 34L172 32L173 31H175V30H172ZM193 30L195 33H197L196 34V36L197 37H195L194 35H193V33H192V35H190L191 34V31H188V30ZM239 29L241 30V32L242 31H246V33H244V34H246V39L244 38L245 37V35H243V36H241L240 35V33H238L237 31H239ZM18 30H19V32L21 33H19L18 32ZM37 30V31H36ZM54 30V31H53ZM57 30V31H56ZM59 30V31H58ZM62 30H65V31H62ZM76 30V31H75ZM85 30H87L88 31V33H87V31H85ZM103 30V31H102ZM115 30H117V31H115ZM141 30H142V32H141ZM158 30V31H157ZM170 30H172L171 32H170ZM218 30V32H216ZM83 31L84 32H86V33H83ZM101 31V32H100ZM115 31V32H114ZM121 33H120V32ZM144 31V32H145ZM150 31V32H149ZM151 31H153V32H151ZM155 31V32H154ZM163 31V32H162ZM197 31H199V30H197ZM230 31V32H229ZM244 31V32H245ZM53 32V33H52ZM69 32V33H68ZM75 32V33H74ZM94 32V33H93ZM97 32V33H96ZM113 32V33H112ZM157 32V33H156ZM165 32V33H164ZM172 33V35H169L170 33ZM190 34H189V33ZM208 32V33H207ZM227 32H229L230 34H226ZM238 33V34H234V33ZM66 34V35H69L70 36V39H72L71 41H73V42H71V41H65V40H62V34ZM70 33H73V34H70ZM83 33V34H82ZM91 33V34H90ZM111 33L113 34L112 36H111ZM116 33V34H115ZM150 33V34H149ZM158 34L157 36V38L155 39V38H152L153 37V35L152 34ZM169 33V34H168ZM187 33L190 35V39L192 40V41H190L189 42V35H187ZM207 33V34H206ZM209 33H211V35H210V37L212 36V37H215V38H212L211 39V42H210V38H209ZM218 33V34H217ZM223 35H222V34ZM225 33V34H224ZM17 34H18V36H17ZM95 34V35H94ZM97 34V35H96ZM140 34H142V36L140 37L139 35ZM182 34H185V35H187L186 37H185V35H183L184 37H181V35ZM217 34V35H216ZM232 34H234V39H232ZM253 34V38L251 37V35ZM22 35V36H21ZM54 35H55V37H54ZM83 35V36H82ZM87 35V36H86ZM88 35L90 36V37H88ZM152 37H151V36ZM167 36V38H164L165 36ZM177 35V36H176ZM206 35V36H205ZM218 35H219V37H218ZM229 36L230 35V37H228L229 39H227V37H225V36ZM237 35H240V36H237ZM260 35H262V37H258V36ZM21 36V37H20ZM56 36H58V37H56ZM61 36V37H60ZM88 37L87 39H86V37ZM93 36H95V37H93ZM102 36H104L103 37V39H100V38H102ZM110 36V37H109ZM125 36H127V38L125 37ZM138 36V37H137ZM146 36H148V37H146ZM151 38H150V37ZM161 36H163V37H161ZM168 36H170L171 38H169ZM179 36V37H178ZM192 36V37H191ZM208 36V37H207ZM220 36H222V39H221V37ZM239 38L240 37V39H238L237 37ZM248 36V37H247ZM21 39H19V38ZM52 37H53V39H52ZM84 37H85V39H84ZM99 38L100 39V41H99V39H97V38ZM133 37V38H132ZM176 37H178V38H176ZM205 37H206V39H208L209 38V40L207 41L206 39H205ZM250 37H251V40H250ZM257 37V38H256ZM17 38V39H16ZM74 38V39H73ZM91 38V39H90ZM93 38V39H92ZM185 38V39H184ZM262 38V39H261ZM60 39V40H59ZM86 42V44L87 45H89L90 46V44H92V46H88L89 48H91L90 50H89V48L87 47V45L84 43V41ZM89 39V40H88ZM94 39H96L95 40V42L94 41H92V40H94ZM173 39H175V40H173ZM176 39H177V41L178 42H176ZM198 39V40H197ZM202 39V40H201ZM205 39V40H204ZM223 40V41H221V43H219L220 42V40ZM233 41H235V42H230L231 40ZM239 41H238V40ZM254 39H259L258 41H257V44H256V40H254V42H252ZM7 42H6V41ZM15 40V41H14ZM53 40V41H52ZM76 40V41H75ZM81 40V41H80ZM111 40V41H110ZM129 40H130V42L131 41H133L132 43H130L129 42ZM165 40H168V41H165ZM171 40H172V43H171ZM183 40H186V42L184 41L183 42ZM213 40H215V41H213ZM226 40V41H225ZM229 40V41H228ZM240 40H241V42L243 43V41H244V44H242L241 42H240ZM243 40V41H242ZM249 40V41H248ZM263 40V41H262ZM57 41L59 42L58 43V45H57ZM65 41V42H64ZM79 41V42H78ZM100 43H99V42ZM103 41V42H102ZM122 41H123V44H122ZM127 41V42H126ZM173 41H175V42H173ZM181 41V42H180ZM204 41V42H203ZM208 42V44H207V42ZM216 41L218 42V44H220L221 46H219L218 44H216ZM246 41V42H245ZM5 42V43H4ZM18 42V43H17ZM29 42V43H28ZM56 42V43H55ZM61 42H63V43H61ZM72 43V45H70V46H68L67 48H66V50H65V48H64V45L66 46L67 44H70V43ZM82 42V43H81ZM107 42H108V44H107ZM109 42L110 43H112V42H114V43H112V44H109ZM117 42H118V44H117ZM124 42H126V44H124ZM129 42V43H128ZM161 42V43H160ZM162 42H165V43H162ZM166 42L168 43V44H166ZM183 42V43H182ZM212 42H214V43H212ZM227 42V43H226ZM229 42V43H228ZM250 42L251 43H253V44H250ZM262 42V43H261ZM90 43V44H89ZM98 43V44H97ZM155 43H159V44H155ZM170 43V44H169ZM192 43V44H191ZM197 43V44H196ZM222 43H226V44H222ZM238 43H239V45H238ZM248 43L249 44V46L250 45H252L251 47H249L248 45H246V44ZM260 43L262 44V45H260ZM2 44V45H1ZM4 44V45H3ZM61 44H62V46H61ZM76 44H77V46H76ZM80 44V45H79ZM93 44H94V46H93ZM115 44V45H114ZM121 44V45H120ZM166 44V45H165ZM177 44V45H176ZM182 44L183 45H185L184 47H186V48H184L183 46H182ZM204 44H205V46H204ZM207 44V45H206ZM210 44V45H209ZM218 45V46H216V45ZM229 44V45H228ZM232 44V45H231ZM237 44V45H236ZM256 44V45H255ZM261 46H259V45ZM41 47V48H43V50L40 48V49H38V47L39 46ZM53 45H55V46H53ZM82 45V46H81ZM105 46V47H103V46ZM109 45H111L110 47H111V49L110 48H108V46ZM114 45V46H113ZM123 45V46H122ZM127 45V46H126ZM129 45V46H128ZM176 45V46H175ZM180 45V48H182V50L179 48V51H178V46ZM197 45V46H196ZM199 45H201V46H199ZM208 45H209V47H208ZM212 45V46H211ZM223 45V46H222ZM224 45H227V46H224ZM248 46V48L247 47H245V46ZM32 46H34V48H35V50H34V48H32ZM38 46V47H37ZM96 46V47H95ZM103 47V50H102V47ZM165 48H163V47ZM174 46V47H173ZM187 46H189V47H187ZM191 46V47H190ZM196 46V47H195ZM215 46H216V49H215ZM231 46H233L232 47V50L234 49V47H235V51L237 50L236 48H238V51H242L241 53H243V52H245L246 51V49L248 50H251V52L249 51H246V53H247V57L245 56V54L243 53L242 55H240V54H238V53H235V51L234 52H232V51H229L231 48ZM238 46H240V48L241 49H244V50H240V48L238 47ZM244 46V47H243ZM257 46H259V48H256ZM32 48V50L33 51H31L30 53L31 54H28V51L27 50H29V49H31ZM45 47V48H44ZM47 47V48H46ZM53 47V49L51 50V48ZM71 47V48H70ZM99 47V48H98ZM114 49H113V48ZM121 47V48H120ZM132 47V48H131ZM168 48V51H166V49ZM171 47V49L173 48H175V50H173V51H177L176 53L175 52H173V51H171L169 48ZM193 47V48H192ZM199 47V48H198ZM204 47V48H203ZM206 47V48H205ZM218 47V48H217ZM27 48H29V49H27ZM60 48V49H59ZM62 48V49H61ZM73 48V49H72ZM85 48V49H84ZM87 48V49H86ZM104 48H108V49H106L105 50V52H104ZM122 48H124L123 50H122ZM130 48H131V51H129L130 50ZM148 48H150V49H148ZM160 48H162V49H160ZM177 48V49H176ZM184 48V49H183ZM197 48V49H196ZM225 48V49H224ZM250 48H252V49H250ZM260 48H261V51H263V52H261L260 54H258V55H260V56H258V55H254L255 53L253 52L252 53V51H256V53H257V49L258 50H260ZM45 49H46V51H45ZM75 50V51H73V52H76L74 55H69V56H67V54H64V52L66 51H69V50ZM127 51H126V50ZM164 49V50H163ZM189 49V50H188ZM195 49H196V51H195ZM201 49V50H200ZM205 49H208V50H205ZM210 49V50H209ZM213 49V50H212ZM218 49H221V50H218ZM37 50V51H36ZM40 50H42V51H40ZM63 50H65V51H63ZM85 51V52H87V53H82V51ZM87 50H89V51H87ZM91 50H93V51H91ZM120 50H122V51H120ZM141 50V49H140ZM156 50H159L158 52L156 51ZM183 51V52H181V51ZM188 50V51H187ZM194 50V51H193ZM199 50V51H198ZM215 50V51H214ZM9 51V52H8ZM27 51V52H26ZM61 51H62V53L64 54H62L61 53ZM80 51V52H79ZM101 51V52H100ZM142 51V50H141ZM145 51V52H146ZM163 51V52H162ZM203 51V52H202ZM219 51V52H218ZM221 51H226L225 52V54H227L225 57H224V53L223 52H221ZM238 51H236V52H238ZM14 52V53H13ZM36 52H38V55H37V53ZM41 52H43L42 54H40ZM89 52V53H88ZM97 52V53H96ZM99 52V53H98ZM172 52H173V54H172ZM179 52V53H178ZM181 52V53H180ZM187 52V53H186ZM194 52V53H193ZM195 52H196V54H195ZM199 52H200V56H199ZM205 52V53H204ZM6 53H8V54H6ZM27 53V54H26ZM33 53V54H32ZM35 53V54H34ZM46 53V54H45ZM80 53V54H79ZM91 53H93V54H91ZM102 53V54H101ZM118 53V54H117ZM127 53V54H126ZM172 55H171V54ZM185 53V54H184ZM189 53H190V55H189ZM191 53H193V55L191 54ZM213 53V54H212ZM217 53L220 55L221 53L223 54V55H220V56H222V58H220V56L219 55H217ZM251 53L253 54V55H251ZM259 53V52H258ZM3 54V55H2ZM78 54V55H77ZM91 54V55H90ZM95 54V55H94ZM96 54H97V56H96ZM120 54V55H119ZM122 54V55H121ZM124 54V55H123ZM160 54V55H159ZM184 54V55H183ZM236 54H237V56H236ZM29 55V56H28ZM33 55V56H32ZM77 57H76V56ZM82 55V56H81ZM107 55V56H106ZM110 55H111V57H110ZM116 55V56H115ZM126 55V56H125ZM192 55V56H191ZM198 55V56H197ZM4 56H6L5 58H4ZM15 56V57H14ZM36 56V57H35ZM38 56V57H37ZM61 56V57H60ZM96 56V57H95ZM98 56H99V59H98ZM103 56V57H102ZM117 57V58H115V57ZM196 56V57H195ZM218 56H219V59H217V61H218V63H216L215 61H216V58L215 57H217L218 58ZM229 56V57H228ZM231 56V57H230ZM243 56V57H242ZM2 57L4 58V59H2ZM14 57V58H13ZM21 57V58H20ZM32 57V58H31ZM63 57V58H62ZM107 57L109 58V59H107ZM113 57V58H112ZM174 57V56H173ZM172 57V58H173ZM205 57V58H204ZM208 57V58H207ZM210 57V58H209ZM213 57H214V59H213ZM7 58H8V61L9 62H6L7 61ZM23 58V59H22ZM75 58V59H74ZM76 58H78V59H76ZM95 58V59H94ZM97 58V59H96ZM105 58V59H104ZM202 58H204V59H202ZM240 58V59H239ZM107 59V60H106ZM113 59V60H112ZM109 60V61H108ZM111 60H112V62H111ZM203 60V61H202ZM246 60V61H245ZM12 61V62H11ZM17 61H18V63H17ZM55 61V60H54ZM99 62V63H97V62ZM200 61V62H199ZM213 61H214V63H213ZM221 61V62H220ZM223 61V62H222ZM224 61H225V63H227L228 64V66H227V64L225 65L224 64ZM5 62V65L3 64V63ZM93 62H95L96 64H94ZM194 62V63H193ZM202 62H204V63H202ZM208 62L210 63V64H208ZM234 62H237V63H235V64H238V67H237V65H234ZM9 63V64H8ZM10 63H11V66H9V67H11V68H3L4 66H6V64H8V65H10ZM13 63L15 64V65H13ZM102 63V64H101ZM105 63V64H104ZM108 63V64H107ZM109 63H111V64H109ZM201 63V64H200ZM206 63V64H205ZM219 63L220 64H222V65H219ZM229 63H230V65L232 66V68H231V66L229 67ZM232 63H233V65H232ZM242 63V64H241ZM104 64V65H103ZM218 64V65H217ZM4 65V66H3ZM36 64H33V67L35 68L36 66H35ZM55 66H56V61H55V64H54ZM53 65V67L52 66H48V67H46V70H48V72L46 71V70H44V69H41V71H40V68L38 67V65H37V67H38V69H37V67H36V70H38L37 72H38V75H37V77L35 78V80L36 79H38V80H40V79H43V77H45V75L47 74V73H50L51 72V70L53 71V69H55V66ZM202 65H203V67H205V70H203V74H202V70H201V67H202ZM242 67H240V66ZM250 65V66H249ZM2 66V67H1ZM26 66V67H25ZM98 66H100L101 68H99ZM211 66V69H213V70H211L210 71V67ZM214 66H216V67H214ZM224 66V67H223ZM227 66V67H226ZM234 66H236L237 68H235ZM252 66H254V68L252 67ZM8 67V66H7ZM13 67V68H12ZM93 67V68H92ZM202 67V68H203ZM207 67V68H206ZM248 67H250V68H248ZM24 68V69H23ZM88 68V69H87ZM228 68V69H227ZM234 68V69H233ZM11 69V70H10ZM90 69V70H89ZM98 69V70H97ZM204 69V68H203ZM223 69V70H222ZM237 69H238V72H237V74H234L236 71H237ZM239 69H240V71H241V69H243L241 72L239 71ZM9 70V71H8ZM14 70V71H13ZM32 70V69H31ZM231 70V72H230V74L229 73H227L228 71H230ZM232 70H233V72L234 73H232ZM235 70V71H234ZM20 71V72H19ZM30 71V72H29ZM43 71H45V72H43ZM85 71H87V72H85ZM222 71H223V74H222ZM224 71H226V73L224 72ZM7 72V73H6ZM25 72V73H24ZM218 72V73H217ZM4 73L6 74V75H4ZM18 73V74H17ZM32 73H35V71H32ZM46 73V74H45ZM205 73V74H204ZM16 74L18 75V76H16ZM43 76H41V75ZM80 74V73H79ZM79 74L78 75H76V81H80V83L82 82V80L84 79V77H83V79H82V77H80L79 76ZM197 74V73H196ZM219 74H222V76L224 75V79L222 78V77H220L219 76ZM234 75V77H233V75ZM8 75V76H7ZM15 75V76H14ZM19 75H21V77L19 76ZM81 75V74H80ZM85 75H88V74H85ZM207 75V76H206ZM244 75H246V77L244 76ZM11 76V77H10ZM25 76V77H24ZM41 76V77H40ZM82 76V75H81ZM200 76V75H199ZM225 76H227V77H225ZM230 76H231V78H230ZM8 79H7V78ZM220 77V78H219ZM240 77V78H239ZM255 77V78H254ZM16 78V80H13V79H15ZM19 78H21V79H19ZM29 78V79H28ZM40 78V79H39ZM223 79V81H222V79ZM233 78L235 79V80H233ZM242 78V79H241ZM243 78H245V79H243ZM5 79H7L6 81H5ZM22 79H23V81H22ZM28 81H27V80ZM79 79V80H78ZM82 79V80H81ZM229 79L231 80V82L229 81ZM241 79V80H240ZM256 80L257 79V81H256V83L255 82H253L252 80ZM9 82V84L8 83H6L5 84V82ZM10 80V81H9ZM26 80V81H25ZM38 80H36L37 82H38ZM222 82H221V81ZM225 80H227V82H224ZM240 80V81H239ZM243 80V81H242ZM254 80V81H255ZM14 81V82H13ZM16 81V82H15ZM242 81V82H241ZM4 82V83H3ZM13 83V85L12 86H14L15 88V91H13L14 93H12V89H13V87L12 86H10V83ZM21 82V83H20ZM24 84H23V83ZM219 82V83H218ZM11 83V84H12ZM15 83H16V85H17V89H16V85H15ZM29 83V84H28ZM73 83H74V81L72 80V78H68V84H64L62 87H61V91H62V94L64 93H66V92H69V90L70 91H72V90H78V88L77 87H79V86H82V83H81V85H80V83L79 82H75L74 84L76 85V86H74L73 85ZM217 83V84H216ZM225 84L223 87H218L217 85H221V84ZM222 84V85H223ZM260 84H259V90H260ZM2 85H3V87H2ZM8 87H7V86ZM21 85V86H20ZM24 85V86H23ZM73 85V86H72ZM221 85V86H222ZM240 86L239 88H237L238 86ZM243 85H244V87H243ZM70 86V87H69ZM227 86V87H226ZM257 86V85H256ZM255 86V87H256ZM22 87V88H21ZM40 87V88H39ZM72 87V88H71ZM227 88V89H225V88ZM231 87V88H230ZM252 87H254V86H252ZM253 88V89H257L258 90V88ZM10 89V91L9 90H7V89ZM27 89V90H25V89ZM37 88V89H36ZM39 88V89H38ZM69 88V89H68ZM74 88V89H73ZM76 88V89H75ZM103 88V87H102ZM223 88V90L221 91V89ZM63 89V90H62ZM104 89H105V87H104ZM107 89V88H106ZM239 89H241L242 91H240ZM252 89V90H253ZM262 89H264V88H262ZM261 89V90H262ZM3 90V91H2ZM5 90H7L5 93H8V91H9V93H8V96H10L11 98H9L8 96H7V94H5L4 93V91ZM17 90V91H16ZM35 90V91H34ZM225 90H230L229 92H227V91H225ZM251 90V91H252ZM2 91V92H1ZM23 91V92H22ZM27 91H29L28 93H27ZM251 91L249 92L250 94H251ZM11 92V93H10ZM16 92V93H15ZM20 92V93H19ZM214 92V91H213ZM223 92V93H224ZM253 92H254V90H253ZM258 92V91H257ZM261 91H259L258 92V95H260V94H262V95H260V97L258 96V95H256L255 94V92H254V94L252 93L251 94V96L253 95V96H257V97H259L260 99V101H258V99H257V102L258 103H260V102H262V103H260V104H257L256 102H255V100H252L251 102H253L254 101V103L253 104H256V108H255V106H254V108L252 107V104L251 105H249L248 106V103L247 102H244V103H247L246 104V106L245 107H247L248 106V110H247V112H244V110L242 111L243 112V114H244V116L246 115V116H248L249 114H250V116H248V117H246V119L247 120H245V122H244V120L242 119V118H244V116H241L242 115V113H241V115H239V116H237L240 120H243V123L241 124V125H243L244 127L246 126L245 125V123H248V127H251V125H252V127L250 128V132H247L248 134H246V131H249V129H247V128H245V129H247V130H245L244 129V127L243 126H240V128H241V131H242V129H244L245 131H242V132H240L239 130V132H240V134H238L239 132L237 131V129H233V123H231V122H229V123H227L226 121H229V120H232V122H234V127L236 128L238 125H240V124H238V123H235V121L236 122H238V120L239 119H237L236 118V116H234L235 117V119H233L234 117H233V115L234 114H236V113H234L233 115H229V117L226 115V114H219L218 115V113H217V116H215V114H216V112L217 111H213V113H212V116H208L207 114H206V116H205V113L204 112H201V113H199V117H200V119H201V121H202V124H205V131L206 132H204V135H206L207 137L205 138L206 140H208V142L209 141H211L210 143L212 144V145H214L213 147H215L216 146V144H214V142L215 143H217L216 141H223L224 143H222V145L224 146V147H226V149L228 148V146H229V148L231 147V150L230 149H227V156H229L230 155V157L229 158H235L236 157V159H237V156L236 155H238V153H239V155H241V153H242V151H243V153H242V157H243V155H245V159L243 158L242 160L238 157V160L239 161H241L242 162V164H241V162L239 163V162H237L238 160H236V159H234L233 158V162L235 163V161H236V163L235 164H237L236 166H238L239 168L242 166V168H248V170H250L251 169V172H253L252 174H250V176L251 177H254L253 175L255 174V173H257V174H255V175H257L258 177H260V183H259V186L258 185H255L256 187H254V185H251L252 187H254V188H252V187H249V188H251L250 189V191H253L254 189H255V191H258V193H259V195L261 196V197H263L264 198V162L262 163V158L261 157H263L264 158V154H261V153H264V143H261V142H263L264 141V129H262V128H264V115H262V114H264V92H263V90H262V92L260 93ZM2 93H4V95H2ZM19 93V94H18ZM24 95H23V94ZM260 93V94H259ZM12 94V95H11ZM21 94H22V96H21ZM214 94H216V93H214ZM240 94V95H239ZM20 95V96H19ZM219 95H221L220 96V99L218 98V96ZM245 95H248L249 96V94H248V92L247 93H245ZM244 95V96H245ZM13 96H15L16 97V99L14 100V98H13ZM19 96V97H18ZM71 96V95H70ZM235 96H236V98H235ZM243 96V97H244ZM2 97V98H1ZM4 97V98H3ZM23 97H25V98H23ZM215 97V96H214ZM256 97V98H257ZM13 98V99H12ZM245 98V97H244ZM248 98H250V99H253L252 97H248ZM255 98V97H254ZM10 99H12V100H10ZM21 99V100H20ZM59 100H56V102L52 105V106H50L48 109H47V114L48 115H53L54 117H60V115L62 114V112L64 113L65 111H63L64 110V108H65V101H62L60 104H59V102L61 101V100H64V98H58ZM213 99V98H212ZM229 99V98H228ZM236 99V101H234V104H233V100H235ZM243 99V98H242ZM9 102H8V101ZM17 100V101H16ZM247 99H245V101H246ZM12 101V102H11ZM22 103H21V102ZM26 101V102H25ZM70 101V100H69ZM68 101V102H69ZM212 101L213 100H210V102L208 103V105H211L210 103H212ZM213 101V103H212V106H214V104H215V102ZM220 101L218 102V103H216L215 104V106H217V108L218 107H221L222 106V104H219L220 103ZM244 101V100H243ZM1 102V101H0ZM11 102V103H10ZM19 102H20V104H19ZM26 104H24V103ZM224 102H225V105H224ZM231 104V106L228 104ZM251 102H249V103H251ZM244 103H243V105H244ZM8 106H7V105ZM11 104H13L14 105V107H12V105ZM56 104V105H55ZM9 105H11V107L9 106ZM20 105V106H19ZM25 105V106H24ZM27 105H29V106H27ZM64 105V107L62 108V106ZM221 105V106H220ZM235 105V106H234ZM258 105H259V108H258ZM17 106H19V107H17ZM55 106V107H54ZM61 106V107H60ZM251 106V108H249ZM60 107V108H59ZM206 107V110L207 111H210L209 110V108L207 107V106H205ZM237 107H238V110H236L237 109ZM244 107V106H243ZM242 107V108H243ZM7 108V109H6ZM19 108V109H18ZM21 108H23V109H21ZM50 108H51V110H50ZM16 109H18V110H16ZM56 109H57V112H56ZM231 109H233V110H231ZM19 110H21V111H19ZM58 110H60L59 112H58ZM62 110V111H61ZM240 110V111H239ZM246 110V109H245ZM261 112H260V111ZM24 111V112H23ZM53 111V112H52ZM231 111V112H230ZM250 113H249V112ZM56 112V113H55ZM253 112V113H252ZM12 113V114H11ZM15 113V114H14ZM50 113V114H49ZM52 113V114H51ZM54 113V114H53ZM221 113V112H220ZM248 115H247V114ZM191 116H192V114L191 113H189ZM213 114H214V116H213ZM237 114H239V113H237ZM236 114V115H237ZM8 115V116H7ZM11 115V117H9ZM25 116V117H24ZM205 116V117H204ZM223 118H222V117ZM242 118H241V117ZM54 117H52V119H54L55 120V118ZM213 117H215V118H213ZM262 118V119H260V118ZM255 120H254V119ZM10 119H11V121H10ZM204 119V120H203ZM209 120V122H210V124L212 125V127L211 126H209L210 124H209V122L208 121H206V120ZM222 119H225L226 121H224V120H222ZM228 119V120H227ZM218 120V123H222L221 124V126H218L219 124H217L216 123V121ZM233 120H235V121H233ZM258 120V121H257ZM260 120V121H259ZM9 121V122H8ZM21 121H22V123H21ZM215 121V122H214ZM249 121V122H248ZM208 122V123H207ZM240 122V121H239ZM252 122H255V123H252ZM259 122V123H258ZM260 122H262V123H260ZM225 123H227V125H225ZM232 124L231 126L229 125V124ZM241 123V122H240ZM250 123V124H249ZM4 124V125H3ZM208 124V125H207ZM214 124V125H213ZM14 125V126H13ZM253 125H254V127L255 126H257V128L255 127V128H253ZM19 126V127H18ZM213 126H215V127H213ZM224 126V128L226 127V129H227V132H226V130L224 131V130H222V129H224V128H222ZM229 126V127H228ZM262 126V127H261ZM208 127V128H207ZM211 127V128H210ZM217 127V128H216ZM21 130H20V129ZM213 128V129H212ZM229 128H231V129H229ZM238 128V127H237ZM260 128V129H259ZM15 129H17V130H15ZM24 131H23V130ZM211 129V130H210ZM217 129V130H216ZM239 129V128H238ZM208 130V131H207ZM232 130H234V132L237 134V136H238V138L237 139H235L234 137H233V131ZM236 130V131H235ZM259 130V131H258ZM15 132V133H12V132ZM252 131H254L256 134H254ZM261 131V133H259ZM212 132V133H211ZM233 132V133H232ZM214 134V135H211V134ZM225 133H226V135L228 134H231V136L232 137H230V138H232L230 141H233L230 145H227L229 142H227L226 140L228 139V135L226 136L225 135ZM242 133V134H241ZM250 133H253L252 135L250 134ZM258 133V134H257ZM244 134V135H243ZM12 135H14V136H12ZM218 135V136H217ZM221 135V136H220ZM226 136L227 137V139L225 138V140H223V136ZM241 135H243V136H245V137H242ZM248 135H250V136H248ZM260 137V138H262L261 140H260V138H259V140L257 141V140H254V139H258L257 137L258 136ZM12 138H11V137ZM18 136V137H17ZM21 136V137H20ZM211 136V137H210ZM224 136V137H225ZM234 136H235V134H234ZM239 136H241L240 138L243 140V138H244V140H245V142H242L243 144L245 143V145L247 144V145H249V142H250V145L252 144V142H255V143H253V145H251V148L249 147V146H245V148L246 149H248V151L247 150H245L244 148H242L243 146L242 145H240V141H239ZM254 136V137H253ZM256 137V138H255ZM208 138V139H207ZM216 138V141L214 140ZM11 139V140H10ZM21 139V140H20ZM235 139V140H234ZM5 140H6V143H8V145L6 144V143H4L5 142ZM13 140H14V142L16 143V144H14L13 143ZM19 140V141H18ZM236 140H238L239 142L237 143L238 144V147L236 148ZM220 141H219V143L217 144V145H221V143H220ZM260 141V142H259ZM227 142V143H226ZM247 142V143H246ZM2 143L4 144V145H2ZM17 143H18V145H17ZM26 143H29L28 145H26ZM241 143V144H242ZM261 143V144H260ZM235 144V150H234V148L232 147V145H234ZM258 144V145H257ZM263 144V145H262ZM8 146V148L10 149H8L7 147H4V146ZM10 145V146H9ZM14 145V146H13ZM254 145H256L258 148H262L263 149V152L262 151H260V155L261 156H259V153L258 152H256V151H258L259 149H257L256 148V146H255V148L257 149L255 152H252V153H249V155H251V156H248L247 155V153L250 151L251 152V150L253 149L252 147L254 146ZM262 145V146H261ZM12 146V147H11ZM26 146V147H25ZM241 146V147H240ZM2 147H4V148H2ZM16 148V149H14V148ZM21 147V148H20ZM29 147V148H28ZM223 147V148H224ZM221 146H220V148H219V150L218 149H215L214 150V152H222L223 153V151L225 150H223L222 151V149H223ZM240 148H242V149H240ZM254 148V149H255ZM239 149V150H238ZM2 150V151H1ZM5 150V151H4ZM9 150V156L7 155V151ZM229 150V151H228ZM242 150V151H241ZM226 151V150H225ZM244 151H245V154H244ZM252 151H254V150H252ZM7 152V153H6ZM10 152H11V154H10ZM233 152V153H232ZM235 152H237L236 154H234ZM5 153V159H4V157H3V154ZM258 153V154H257ZM252 154H256V155H253V159L255 160V159H257V165H256V167L254 166V164L252 163V159H251V157H252ZM231 155H233V156H231ZM235 155V156H234ZM30 156L31 155H27V158L29 159L30 158ZM3 157V158H2ZM247 159V160H246ZM251 160V162L249 161V160ZM3 160H0V164H2L1 162L3 161ZM21 160H23V159H21ZM253 160V162H255ZM258 160H259V163H258ZM57 161V160H56ZM248 161V163H252L253 164V166H251L250 164H248V163H245V162H247ZM264 161V160H263ZM244 163V164H243ZM239 164V165H238ZM241 164V165H240ZM245 164H247V165H245ZM261 164H262V166H261ZM1 166V165H0ZM2 166H3V164H2ZM59 165H57V167L55 168V169H59ZM61 167H62V165H61ZM236 168L235 167V169L236 170H238L239 168ZM1 168V167H0ZM252 168H254L253 169V171H252ZM260 169V171H261V173L258 171V170H255V169ZM24 169H26L25 167H24ZM23 169V173H22V176H21V179L20 180H22L21 181V184H20V186L18 187V188H16L15 190H13V186L11 187V185H13L14 183H15V181H16V179L17 178H15V179H13L14 180V183H11L12 182V179H10V181H9V178H8V181H6V184H7V186L5 187L4 186V188L3 187H1L0 186V188H3V189H1L0 191V202L1 203H4V208H2V210H1V208H0V222H1V224H0V226H2V227H0V264H3V261L4 262H6V263H8V260L10 261V257L12 256V255H14L15 254V252L17 251V249L19 248V246L20 245H22V246H24V244H27V243H29V241L32 239V238H35V237H37L38 236V234H39V230H41L42 229V225H43V223L45 222V218H42V215L40 216V210L42 209V202H44V197L43 196H41L40 195V192H36V193H34V194H32L31 196H29L30 197V199H29V197H28V193H29V188H32L35 184H37L38 186H40L41 185V182L44 180L42 177H41V174L40 173H38L37 171H34V172H28V171H26V170H24ZM247 169H246V173H248V172H250V171H248ZM26 171V173H24ZM248 171V172H247ZM49 173H51L50 171L48 172V174ZM24 174H26V175H24ZM260 174L262 175V176H260ZM27 176V177H26ZM40 178V179H39ZM34 179V180H33ZM32 180V181H31ZM8 182V183H7ZM10 182V183H9ZM9 185V186H8ZM23 185H24V187H23ZM258 186V187H257ZM9 189H8V188ZM246 187H248L247 185H246ZM39 188V187H38ZM9 191V192H7V190ZM4 191V192H3ZM6 191V192H5ZM11 191V192H10ZM15 191V192H14ZM17 195H15V194ZM19 193H21V195L19 194ZM39 193V194H38ZM252 193H255L254 191L252 192ZM257 193V192H256ZM255 193V194H256ZM257 193V194H258ZM256 194V195H257ZM11 195V196H10ZM20 195V196H19ZM24 195V196H23ZM7 198H6V197ZM11 197V198H10ZM15 197V198H14ZM21 197V198H20ZM25 197V198H24ZM6 198V199H5ZM8 199V200H7ZM20 199V200H19ZM24 200V201H22V200ZM5 200V202H3ZM12 200V201H11ZM10 201L13 203L14 201L16 202V201H18V202H16V203H18V204H15V202L11 205V204H9L10 203ZM22 201V202H21ZM21 202V203H20ZM26 202V203H25ZM29 202V203H28ZM28 203V204H27ZM22 204V205H21ZM41 204V205H40ZM10 207H9V206ZM15 205H19V207H21L22 206V211H21V216H19L18 217V215H17V213H16V211H14V210H17V208L16 207H14L13 208V206H15ZM25 205V206H24ZM33 205H35V206H33ZM37 205V206H36ZM9 207V209H11V210H9L8 209V207ZM32 206V207H31ZM6 207H7V210H6ZM23 207H26V209L27 208H29L28 210H26L25 208H23ZM34 208V209H33ZM38 208V209H37ZM13 209V210H12ZM24 210V211H23ZM26 210V211H25ZM37 210V211H36ZM6 211V212H5ZM10 211V212H9ZM12 211V212H11ZM28 211V212H27ZM3 212H5V215H4V217H3ZM38 212V213H37ZM9 215H8V214ZM12 213V214H11ZM13 213H15V214H13ZM25 213H27L26 215H25ZM24 214V215H23ZM39 214V215H38ZM9 217V219H8V217ZM14 216H16L15 218H13V219H15L17 222H15V220H13V219H10L11 217H14ZM18 217V219H16ZM40 217V218H39ZM21 218V219H20ZM8 219V220H7ZM146 219V220H145ZM20 220V221H19ZM145 220V221H144ZM149 220V221H148ZM2 221H3V223H5V224H3L2 223ZM14 221V222H13ZM44 221V222H43ZM8 222V223H7ZM153 221H152V219H150V218H143L141 221H140V223H138L137 224V226H136V230L138 231V233L140 234V236H147V237H151L150 235L148 236V234H150V233H152V231H154L153 229H154V225H153V223H152ZM149 223V224H148ZM245 223V224H244ZM242 224V223H241ZM244 224V225H243ZM243 226L241 225L240 227H235V228H232V229H229V230H231V232L233 231L234 233H239V234H241L240 236H238L236 239H234L233 241H232V245L233 246H235L234 247V249H236L235 251H237L236 252V254L237 255H246L247 257H248V262H249V264H264V219H263V221H262V224L260 223V226H261V232H259V230H255V228H254V225H253V223H251L250 221H247V222H243ZM251 224V225H250ZM4 225V226H3ZM6 226V227H5ZM143 226V227H142ZM140 228V229H139ZM143 228H144V230H143ZM145 228H147V229H145ZM246 228V229H245ZM252 228V229H251ZM244 229V230H243ZM140 230V231H139ZM141 230H142V232H141ZM31 231V232H30ZM135 231V230H134ZM144 231H146V232H144ZM257 231V232H256ZM141 232V233H140ZM2 234V235H1ZM32 234H33V236H32ZM146 234V235H145ZM154 234H156V233H154ZM246 234V235H245ZM185 235L186 234H175V238H176V241L177 242H182V240H183V242H184V239H185ZM2 236V237H1ZM28 236H31V238L30 237H28ZM35 236V237H34ZM181 240H180V239ZM241 241H240V240ZM21 240V241H20ZM33 240V239H32ZM150 240V239H149ZM148 239H145L144 240V242H143V244L142 245H144L143 246V249H142V255L143 256H141V258L140 259H138V261H136V263L135 264H151V262H152V264H157V263H155L154 262V259H152V258H150V256L147 254L148 252H147V250L148 249H150V248H152V247H154V244H153V240L151 239L150 241H149ZM152 241V242H151ZM16 243V244H15ZM17 244L19 245V246H17ZM176 242H173V246H176ZM150 246H152V247H150ZM241 246V247H240ZM21 247V246H20ZM27 247H29V245L27 246ZM148 247V248H147ZM13 248H15V250H13ZM103 248V249H102ZM173 248H175V247H173ZM247 248V249H246ZM28 249V248H27ZM87 250H86V253H87V256L86 257H88V259L86 258V263H88V264H120V262H119V260L113 255V247H112V245L111 244H109L108 245V247L106 246V247H101L100 249L99 248H97L96 246H94L93 244H91V245H89L87 248H86ZM179 249H181L180 247H179ZM144 250V251H143ZM178 249H175V252H173L172 254H171V258L170 259H168L167 257H165V258H160L159 260L161 261V259H162V261H163V263L164 264H177L176 263V260H178V258L176 257L177 255H178V251H177ZM246 250V251H245ZM27 251V250H26ZM239 251V252H238ZM246 252V253H245ZM6 257H5V256ZM147 255V256H146ZM4 258V259H3ZM44 260H43V259ZM47 258H48V260H51V262L50 261H48L47 260ZM50 258V259H49ZM53 257H44V255H42V257H41V259L43 260V262L45 261V259H46V262H44V264H57V260L54 258V259H52ZM3 260V261H2ZM41 260V261H42ZM153 260V261H152ZM192 261V260H191ZM37 262L38 261H36V263L35 264H37ZM189 262H186L185 264H188ZM158 264H161V263H158ZM193 264V263H192ZM220 264H224V263H220Z\"/></svg>","mask_w":264,"mask_h":264}]
</instances>
